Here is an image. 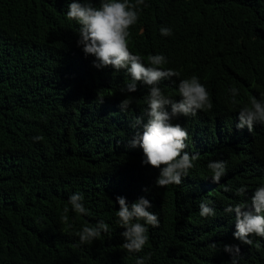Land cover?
<instances>
[{
    "label": "trees",
    "instance_id": "obj_1",
    "mask_svg": "<svg viewBox=\"0 0 264 264\" xmlns=\"http://www.w3.org/2000/svg\"><path fill=\"white\" fill-rule=\"evenodd\" d=\"M91 2L99 7L100 0ZM69 3L0 0V264H135L122 248L116 196L129 204L149 199L159 218V227L148 226L141 255L151 254L147 264H231L224 245L240 246L238 264H264V237L241 244L233 236L235 214L224 211L264 185V124L236 128L250 97L264 99V0H145L141 6L130 28L132 53L145 64L148 55L162 54L164 67L181 79L196 75L213 104L194 117L174 118L188 132L185 151L200 159L180 185L166 187L155 185L158 169L142 165V149L127 148L140 130L133 122L147 120L148 87L121 93L131 82L125 70L93 67L95 57L77 46L79 25L67 19ZM161 27L172 35H161ZM232 87L239 90L237 104ZM128 95L133 103L121 111ZM210 161L227 163L219 183L211 180ZM241 186L246 197L236 194ZM77 192L87 216L68 204ZM201 202L216 215L201 217ZM66 206L72 227L60 221ZM100 220L109 232L81 244L75 233Z\"/></svg>",
    "mask_w": 264,
    "mask_h": 264
},
{
    "label": "clouds",
    "instance_id": "obj_2",
    "mask_svg": "<svg viewBox=\"0 0 264 264\" xmlns=\"http://www.w3.org/2000/svg\"><path fill=\"white\" fill-rule=\"evenodd\" d=\"M141 6L147 7L145 0H100L99 7L91 0H71L66 13L67 19L74 20L79 25L77 46L82 48L85 56H93V67L103 69L111 67L113 70H125L131 77V82L121 89V93L138 91V84L148 87L147 120L137 117L132 127L140 130L128 141L127 148L139 147L143 152L142 165H148L159 170L155 185L166 187L180 185L194 162L200 159V154H190L185 151L189 139L187 130L179 123H173L179 116H196L198 111H209L213 108L211 96L207 88L200 82L199 77L192 75L180 78V72L165 68L168 63L162 54L148 55L147 64L139 54H133L129 48L130 28L134 26L140 16ZM160 34L171 36L170 27H161ZM165 85L170 93L166 94L159 86ZM231 103L237 104L238 89L232 87ZM172 96L180 98L179 101ZM134 97L128 95L118 105L121 111L129 109ZM237 129L247 127L251 131L257 123L264 124V99L250 97L249 104L239 110ZM33 141L43 140L42 136H35ZM213 183H219L227 173L225 161H210L207 165ZM228 187L224 191H229ZM149 192V188H144ZM238 196L246 197L247 189L241 186L236 190ZM82 193H75L69 197L68 204L71 211L77 215H89L84 206ZM119 209L115 215L117 223L124 229L122 248L127 250L126 256L135 264H147L151 254L141 256L149 242V228L159 227L158 216L150 211L153 208L149 199L141 196L132 203H128L123 196H116ZM201 217H214L215 210L208 206V202L199 204ZM69 207L63 209L60 221L68 223ZM225 213H234L235 232L233 236L244 245H252L251 236L264 237V185L257 187L250 197L241 203L230 205L224 209ZM109 232V225L103 220L94 225L84 224L75 234L81 244H90ZM213 242L211 247L216 248ZM223 251L231 256V264H238L241 256L239 245H224Z\"/></svg>",
    "mask_w": 264,
    "mask_h": 264
}]
</instances>
